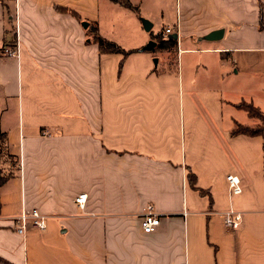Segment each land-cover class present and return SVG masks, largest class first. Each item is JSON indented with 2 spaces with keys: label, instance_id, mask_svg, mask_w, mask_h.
<instances>
[{
  "label": "crops",
  "instance_id": "obj_1",
  "mask_svg": "<svg viewBox=\"0 0 264 264\" xmlns=\"http://www.w3.org/2000/svg\"><path fill=\"white\" fill-rule=\"evenodd\" d=\"M120 1L0 0V264H264V130L232 132L264 126L240 106L264 116V0ZM107 3L126 56L87 30L116 40ZM140 16L172 28L174 61L142 50ZM148 204L160 223L143 233ZM24 209L45 229L19 234Z\"/></svg>",
  "mask_w": 264,
  "mask_h": 264
},
{
  "label": "built area",
  "instance_id": "obj_2",
  "mask_svg": "<svg viewBox=\"0 0 264 264\" xmlns=\"http://www.w3.org/2000/svg\"><path fill=\"white\" fill-rule=\"evenodd\" d=\"M170 33H172V28L167 26V28L164 30V34L169 35ZM226 179L230 193L238 194L242 191L241 181L238 175L231 173L227 175ZM86 198H87V194L81 193L75 196L74 201L80 208H83ZM159 219L160 216L156 212H154L153 206L148 204L146 206V211L143 213V215L140 218V225L142 232L143 233L153 232L160 223ZM223 219L226 226L229 227L230 229L238 228L241 221L240 213L233 210L226 211L224 213ZM45 221H46V217L44 214L40 212V210L24 209L22 210L21 213H19L14 217L13 225L15 226V230L19 234H23L25 233V230L27 229L28 226H32L38 230L45 229L46 227Z\"/></svg>",
  "mask_w": 264,
  "mask_h": 264
},
{
  "label": "trees",
  "instance_id": "obj_3",
  "mask_svg": "<svg viewBox=\"0 0 264 264\" xmlns=\"http://www.w3.org/2000/svg\"><path fill=\"white\" fill-rule=\"evenodd\" d=\"M114 2L118 1V0H113ZM121 4H123L124 6L128 7V8H133L132 4L128 1V0H121L120 1ZM259 25L260 27H264V22L262 20L259 21ZM91 35V41L95 42L98 45L99 51L100 53H120L122 56H126L128 53H130V51L125 50L124 48L122 49L119 45H117L114 41L112 40H107L104 37H102L96 26L95 25H89L88 29ZM154 37L158 40L157 41V46H159L160 48H166L168 49V47H173L174 45H176V41L174 38L172 37H167L166 39L163 38V35L161 33H158L156 35H154ZM120 65V64H119ZM243 109H245L247 111V113L251 116V117H257V118H262L264 120V116L261 115L259 113V111L250 103H246L243 102L240 105ZM263 125H259V126H247V125H240V124H235L234 127L232 128V132L233 133H247V134H259L261 131H263L264 129ZM5 140V134L4 132L0 131V141H4ZM192 176V174H190ZM8 175H2L0 172V185L5 182L6 178ZM190 176V177H191ZM202 192V191H201Z\"/></svg>",
  "mask_w": 264,
  "mask_h": 264
},
{
  "label": "rangeland",
  "instance_id": "obj_4",
  "mask_svg": "<svg viewBox=\"0 0 264 264\" xmlns=\"http://www.w3.org/2000/svg\"><path fill=\"white\" fill-rule=\"evenodd\" d=\"M107 8H111V9H110L109 12H107L105 14L106 16H105L104 20L106 21V23L103 26V30L106 33L109 32L110 35L114 36V38H116L117 41L116 40H113V41H115V43H117V45H119L118 44V35L116 34V32L114 30V26L112 25V27H109V22H108V19L113 18V22L117 25L116 5H113V3H107L106 4V9ZM140 18H145V17L140 16ZM152 31L154 32V30H152ZM152 31H149V32L147 31L148 33L152 34V36H150V38L148 39V41L153 39L157 43L158 40L154 37V35H156V34L151 33ZM147 32H145V33H147ZM167 35L164 34L163 35V38L165 39V37H167ZM154 50L157 53L158 51H160V47L157 46V44H156ZM175 56H176V49H175V47H172V46L171 47H168V50H167V58H169L170 61H174L176 59ZM6 154H7V152H5V143H4V141H0V159L5 158L6 157ZM11 168H13V166H11ZM0 170L2 172L1 174H3V168H0ZM6 174H7V172H6V169H5V172H4L3 175L5 176Z\"/></svg>",
  "mask_w": 264,
  "mask_h": 264
},
{
  "label": "water",
  "instance_id": "obj_5",
  "mask_svg": "<svg viewBox=\"0 0 264 264\" xmlns=\"http://www.w3.org/2000/svg\"><path fill=\"white\" fill-rule=\"evenodd\" d=\"M141 23H142V27L143 29H145L146 31H149L150 28H151V23L145 19V18H141ZM82 25L83 27H86L88 25L87 21H82ZM223 34V30L222 29H215V30H212V32L206 34L204 36L205 39L207 40H212V39H218L222 36ZM169 37H172L174 39L177 38L176 34H172V35H168ZM156 42L155 40H149L145 46L142 47V50H149V51H153V49L155 48L156 46ZM154 58V62L156 63L157 62V58L156 57H153Z\"/></svg>",
  "mask_w": 264,
  "mask_h": 264
}]
</instances>
